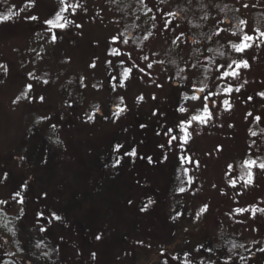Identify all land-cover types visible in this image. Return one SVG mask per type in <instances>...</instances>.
Returning <instances> with one entry per match:
<instances>
[{"label": "rangeland", "instance_id": "obj_1", "mask_svg": "<svg viewBox=\"0 0 264 264\" xmlns=\"http://www.w3.org/2000/svg\"><path fill=\"white\" fill-rule=\"evenodd\" d=\"M111 1L33 0L29 6V0H0V17L9 16L7 21L0 20V239L7 245L1 248L0 258L23 264H105L115 258L113 253L105 257L112 245L110 237L103 235L109 231L107 222L123 224L130 215L126 208L133 197L139 202L142 194L136 188L138 175L131 174L137 150L128 134L132 128L126 126L114 137L102 136L112 122L125 117L129 105L130 112L136 108L149 120L157 108L163 119L172 115L182 119L173 145L180 146L186 163L181 158L174 166L167 185L173 197L166 205L165 238L176 236L177 241H170L166 250H174L180 261L202 264L242 259L250 252L245 229L243 234L220 239L209 215L223 197L240 189L236 182L230 185L238 175L240 145L246 148L254 136L250 131L262 128L253 121L264 119V96L260 95L264 93V36L260 35L264 24L258 25L264 0H196L181 8L184 19L172 15L171 23L164 24L171 25L170 30L157 26V32L166 33L167 58H153L160 39L147 43L149 53L132 45L121 32L122 9ZM213 7H222L226 21L219 18L215 25L218 17L212 11L210 18L208 12ZM57 13L63 17L59 21L63 28L45 23L55 20ZM201 13L205 15L201 21L188 22ZM242 20L246 23L241 24ZM245 33L255 37L248 42L252 46L236 52L232 45ZM113 37H117L115 43ZM223 44L226 60L219 61L215 52ZM242 61L248 66L243 67ZM207 69L212 73L204 82L201 74ZM224 71L235 74L221 78ZM71 75L76 77L79 98L66 84ZM209 93L214 95L204 101ZM193 95L201 100L190 99ZM197 114L204 117L203 123L191 120ZM70 121L76 124L68 125ZM50 131L73 139L70 150L84 153L86 171L71 159L65 162L63 141L48 139ZM116 145L122 146L119 151ZM185 193L191 199H183ZM84 194L88 198L82 201ZM79 204L87 215L75 211ZM38 205L48 208L40 222L35 221L36 214L43 209L32 210ZM46 218L49 227H45ZM130 218L131 228L142 225L140 219ZM110 229L115 230L112 223ZM139 238L144 242L142 256L134 258L133 264H166L154 254L158 235ZM256 247L251 254L264 253L263 245ZM1 260L0 264H11ZM121 260L115 264L130 263L127 254L122 253Z\"/></svg>", "mask_w": 264, "mask_h": 264}, {"label": "trees", "instance_id": "obj_2", "mask_svg": "<svg viewBox=\"0 0 264 264\" xmlns=\"http://www.w3.org/2000/svg\"><path fill=\"white\" fill-rule=\"evenodd\" d=\"M195 2L196 0L111 1L113 5L119 9H122L123 21L121 32L122 34L124 33V35L130 40L136 49L140 50L141 52L144 50V52L149 53L151 50L149 49L147 43L153 39H160V41H158L159 50L155 51L154 53L152 52L153 58L154 56L163 58H167L168 56V46L165 45L167 44L166 33H164L162 30L157 32L158 24L162 28H168V30H170L171 25H164L166 24L165 22L169 21L171 23L173 20L171 18H173L174 15L182 16L184 19L185 13L183 9H187L188 7L194 5ZM220 8L222 9V7H213L208 9L210 18H212V11L215 13V16L218 17L215 25L219 24V18L222 21H226V13L223 12V15ZM205 10L206 9H204L203 12H205ZM167 13H171V17ZM189 14L191 17L192 12ZM202 17H205L203 13H201V17L194 16V19H189L188 22L192 23L191 25H194L198 19ZM263 24L264 15L258 17L259 27H262ZM35 25L38 26L39 21H37ZM191 29L193 30L194 28L191 27ZM178 37L180 40L184 38L182 33H180ZM220 48L221 51L216 50L217 52H215V55L221 56V58L220 56L218 58L219 61L226 60V44H223ZM178 59H180V56ZM212 67L214 68V65ZM212 67L210 66L209 68ZM211 73V70H203L201 77L204 82L210 78ZM66 84L69 91L74 93L76 98H79V95L77 94L79 87L76 85V77L71 75L67 79ZM129 107V105L125 107L127 110L126 115H124L125 117L123 119H116L114 123L112 122L111 127H113L110 128L109 132L102 137H114L118 131V133H120V130H124L126 126H130V128H132L128 134L135 140L137 150L136 158L134 160L135 164L132 166L133 169L131 170V174L138 175V186L136 185L137 187H135L139 188L138 193L142 194L141 196L144 199L142 200L141 198L140 201H142H139V203L137 201L138 198H136V201L134 202L135 198L133 197V202L126 208L125 211L127 215H129V213L130 215L123 221V224L117 222L118 220H115L116 222L114 220H111V222L109 221V223L107 222L106 227H108L109 231L103 233V235L106 234L104 235V239L108 236L110 237V243L112 242V245H110L111 252L108 251L105 257L107 259L108 255L113 253L115 258L113 260H106L105 264L119 263L118 261L121 260L122 253L127 254L126 261L133 264L134 258L137 260L138 256H142V250L140 251V249L144 242L139 237L142 236L143 238H149L154 235H158L159 240L158 249H155L157 251L154 250L156 258H161L166 264H202L198 260L180 261L174 256V250H166L168 246H171L172 241H177L176 236V239L165 238V230L167 225L169 226V217L166 205L167 201L170 200L169 198L173 197V194L167 191V185L169 183L171 173L174 170L175 164H177V162L180 161L181 158L183 159L185 156L181 152L180 146L173 145V143L178 139L177 134L180 132L179 121L181 122L182 119L180 120V118L176 115H172V117L168 119H163L160 117V108L156 107L157 110L154 112L155 119L153 117L152 119L154 120H149L143 115H140L139 110H136V108H132L135 112H130L131 108ZM255 119L256 120L253 122L256 123L257 121V124H261L262 128L257 130L253 129L250 131L254 133L251 134L254 135L252 137L253 141L249 137L246 148L240 145V147H242V151L238 153L239 156L236 158V162L238 164V175L235 180H232L233 182L231 184L229 183L233 187L237 183L240 189L242 188V190L233 189L230 194L222 198L220 203L221 205H218L216 208H214V210L209 215L211 227L216 233V236L220 239L221 237L228 235H240L241 232L243 234V230L245 229L246 234L243 235L247 237L249 236L248 238L251 239L245 238L249 251L253 252V254L255 249L259 248L256 246L263 245L264 247V169L260 168L259 166L264 164V119H261V116L259 119ZM72 123L76 124L75 121H70L68 122V125H72ZM169 129L172 131L169 132ZM48 134L51 135L48 137V139L63 141L65 148L63 151V156L65 162L70 163L71 159L74 166H80L81 170L86 171L87 164L84 159V153L77 151L76 149L72 150L73 152L70 150L69 144L72 139L69 138L70 136L64 133L60 135L53 134L52 131H50ZM172 136L177 137L176 140H172ZM83 140L86 139L83 138ZM83 140L81 139L80 142ZM170 140L171 143L169 142ZM74 146L76 147L74 144L71 147ZM246 161H254L255 163L251 166H248L245 163ZM184 163H186V160H184ZM188 168H190V166H188ZM78 171L80 172V170ZM239 190L240 192H238ZM83 196L84 198L82 201L87 200V195L85 196L84 194ZM189 196V193H185L183 199H191ZM135 203H137V207L134 205ZM79 207L80 209L77 207L75 211H83L87 215L83 204H79ZM40 208L41 205H38L32 210H38ZM41 209L43 210L38 213V215L36 214V222L42 221V217H46V213H48V208ZM131 216L133 219H140L142 225L131 228V221H133L130 218ZM207 218L208 215L204 219ZM47 221L48 218H46V221L44 222L45 227H49L50 223ZM110 223H112V228H115V230L112 232L110 229ZM241 226L242 228H240ZM247 229L251 231L250 234L249 231H246ZM114 235L116 236L115 240ZM59 241L60 243L65 242V240L62 239H59ZM170 241L171 243H169ZM2 242L4 243L2 244ZM2 242L0 239V250L2 247L5 249L7 248L5 241ZM250 252H248L247 255L240 260L225 262L218 261L217 264H264V253L256 256ZM138 253L140 254L138 255ZM123 263L124 262L121 264Z\"/></svg>", "mask_w": 264, "mask_h": 264}, {"label": "snow or ice", "instance_id": "obj_3", "mask_svg": "<svg viewBox=\"0 0 264 264\" xmlns=\"http://www.w3.org/2000/svg\"><path fill=\"white\" fill-rule=\"evenodd\" d=\"M32 2H33V0H29V6H31V4H32ZM62 2H63V0H62ZM78 6V5H77ZM245 7H247V5H244ZM75 7V6H74ZM65 10H67V9H62L61 11H65ZM167 14H171V13H167ZM30 19H33V20H35V19H37V17H35V16H32V17H29ZM9 19V16H3V17H0V20H3V21H7ZM63 19V17H61V15L59 14V13H57V15H56V19L55 20H52V19H50V20H47V21H45V23L46 24H48L49 26H51V27H59V28H63V27H65V24L64 23H60L59 21L60 20H62ZM168 22L166 21V24H167ZM240 23L241 24H245L246 22L245 21H240ZM253 31H255V30H253ZM217 35H219V33H217ZM233 35H236L235 33H233ZM260 35L261 36H264V32H261L260 33ZM55 38V37H54ZM113 39V43H115L116 41H117V37H113L112 38ZM179 39V38H178ZM255 39V37L254 36H252V35H248L247 33H245L243 36H241V37H239V43H234L233 45H232V47L235 49V51L236 52H239V53H243V52H245L249 47H251L252 45L250 44V43H248L249 41H253ZM174 43H175V41H174ZM234 63H235V61H234ZM242 63V65H243V67H247L248 65H247V62L246 61H242L241 62ZM93 67H94V65H92ZM238 67L240 66V65H237ZM149 67H151V65H149ZM227 67H229V68H231V65H228ZM218 72H219V69L217 70ZM129 72H130V69H127L126 71H125V73H124V75L127 77V75L129 74ZM230 74H235V73H229V72H227V71H224L223 73H222V76H221V78H223V76H228V75H230ZM121 86H123V85H121ZM29 89H31V85H28L27 86ZM200 91H203V89H200ZM226 91H231V89H226ZM237 91H239V89H237ZM210 95H214L213 93H209L208 95H205L202 99L204 100V101H207L208 100V97L210 96ZM260 95L261 96H264V93H260ZM43 99V97H41V100ZM143 99V97H138V100H142ZM190 99H192V100H201V97H198V96H196V95H193ZM225 103H227V101H225ZM193 107H196V106H193ZM204 111L205 112H207V104H204ZM119 111H123V109H120ZM179 111H181V112H186L187 111V109L186 108H181V109H179ZM117 115L119 114L118 112L116 113ZM154 115H155V113H153ZM89 119H91V117H89ZM257 119H259V117H257ZM191 120L192 121H199V122H201V123H203L204 122V117L203 116H201V115H199V114H197V115H193L192 117H191ZM191 121H189V123H190ZM142 127H143V125H142ZM172 130L171 129H169V132H171ZM254 134V133H253ZM172 140H175L176 139V137H172L171 138ZM170 143H171V140L169 141ZM122 146L121 145H116V147H115V150L116 151H119V149L121 148ZM131 155H135V152H133V153H131ZM248 166H251L252 164H254L255 162L254 161H246L245 162ZM260 166V168H262V169H264V164H261V165H259ZM181 191H183V189H180ZM16 195H19V193H16ZM20 202H22V201H20ZM55 219H59V217H54ZM42 231H43V229H42ZM97 239H100L101 237L100 236H97L96 237ZM262 251H264V249H262Z\"/></svg>", "mask_w": 264, "mask_h": 264}, {"label": "flooded vegetation", "instance_id": "obj_4", "mask_svg": "<svg viewBox=\"0 0 264 264\" xmlns=\"http://www.w3.org/2000/svg\"><path fill=\"white\" fill-rule=\"evenodd\" d=\"M1 262H9L11 264H22L21 262H17L16 260H13L12 258L10 257H4V258H1Z\"/></svg>", "mask_w": 264, "mask_h": 264}]
</instances>
